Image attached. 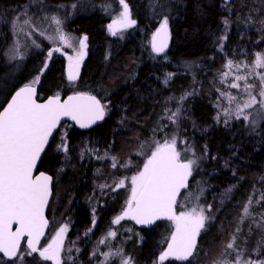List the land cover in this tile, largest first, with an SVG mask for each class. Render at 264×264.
Wrapping results in <instances>:
<instances>
[{"label": "trees", "instance_id": "16d2710c", "mask_svg": "<svg viewBox=\"0 0 264 264\" xmlns=\"http://www.w3.org/2000/svg\"><path fill=\"white\" fill-rule=\"evenodd\" d=\"M31 2H38L39 6L41 2L49 14L60 6L65 9L74 5L68 28L82 37L87 36L86 62L73 81L66 74L65 55L54 50L51 57L42 50L31 53L21 62L26 79L39 77L38 97L85 91L97 95L106 109L104 121L89 130L65 121L54 139L68 136L67 151L62 150L55 157L52 141L38 168L52 174L55 161L63 164L55 171L54 201L47 212L51 225L45 241L55 228L52 209L56 213L60 207L58 213L64 221L71 205L76 212V225L63 248L62 264H68L69 257L76 259L75 264H121L122 258H131L132 264H161L158 257L167 248L175 230L174 221L160 220L149 228L139 226L132 219L114 224L113 218L122 210L130 191L129 185L121 188L115 185L121 177L127 178L141 169L156 141L173 136L183 146H191L200 165L188 188L182 191L177 211L184 196L201 192L205 215L209 217L200 231L197 255L190 258L191 264H213L233 235L237 237L235 247L243 249V253L256 259L264 257V246L259 252L251 250L264 240V227H256V224L264 225L261 220L264 215V118L256 129L244 124L242 118H229L219 110L224 99L217 91L218 85L226 87L220 76L228 58L243 62L256 50L264 51V0L229 3L224 0H126L136 24L116 36L109 33L107 25L121 8L118 0H0V108L14 89L29 81H20L4 93L6 76L15 65L9 62L6 53L11 39L8 26L11 14ZM164 16L171 29V45L166 52L157 54L152 50L150 37ZM237 18L244 25L254 23L258 29L249 40L240 38L241 29L236 25L225 24V20L235 22ZM238 32L239 36L235 34ZM186 61L201 64L188 70L183 66ZM177 109L175 121H170L169 117ZM63 127L66 130L61 133ZM96 153L101 159L98 170L94 171L84 159L95 157ZM65 155L71 163L64 161ZM113 157L116 167H113ZM90 195L92 203L88 201ZM99 196L103 200L100 224L91 229L90 215L82 206L85 204L95 215ZM250 198L251 215L240 223ZM237 227L241 229L238 233ZM110 231L117 235L109 237ZM68 246L70 253H67ZM25 248L23 243L21 250ZM117 250L121 255L110 256L105 261L102 253ZM229 256L234 257L235 253ZM0 264H10L3 254H0ZM23 264L51 262L34 253L25 255ZM162 264L188 262L169 258Z\"/></svg>", "mask_w": 264, "mask_h": 264}, {"label": "snow or ice", "instance_id": "6c2138e0", "mask_svg": "<svg viewBox=\"0 0 264 264\" xmlns=\"http://www.w3.org/2000/svg\"><path fill=\"white\" fill-rule=\"evenodd\" d=\"M118 3L122 6V11L113 19L112 23L107 25L109 33L113 36L122 34L124 30L132 28L136 24L126 0H118ZM21 17H23L22 24H19ZM44 19H49V17L45 16ZM15 20L17 23H14L13 27L18 28L19 31L24 30L23 26L39 31L27 11L15 17ZM51 20L57 25L56 31L59 35L55 38L49 36L48 39H58L72 47L68 37L59 27L60 19L53 16ZM227 23L228 21L225 20L226 25ZM39 34L43 36L44 32L40 31ZM27 35L30 36L31 32H28ZM168 36V19L165 17L153 34L151 41L153 52L157 54L165 52ZM85 41H87V36L77 40L80 51L74 62L73 57H68V79L70 81L75 80L79 75V64L85 54L83 52V49L86 48ZM59 50V48L54 49V51ZM20 55L17 46L11 50L10 58L15 59ZM49 57H51V52H49ZM225 67L229 70L233 68L238 70L240 67L247 70L246 75L235 76L237 82L229 85L231 88L240 89L241 85L238 81H244L242 92L247 95V99L243 101L242 106L237 105V118L243 116L247 120L248 116L245 115L244 110L251 109L255 105H259L260 112L264 114V71H257V69H264V54H255L252 65L234 64L233 61L228 60ZM228 75L229 72L222 73V78H226ZM250 75L256 76L259 80V91L257 92L261 98L259 100H257V95L252 94L254 85L248 83ZM38 81L39 77H36L32 84L38 83ZM32 84H26L20 88L12 97L11 103H8L7 107L0 111V253L3 254V257L8 258L10 264H23L24 256H31L33 253H38L45 261L62 264L61 251L67 225L60 227L46 247L42 249L38 247L40 239L44 235V229L48 225L44 210L51 194L52 177L44 173L34 177L33 170L44 146L62 117L70 116L81 127H88L104 118L105 105L101 104L95 96L84 93L69 96L63 103L57 95L46 103L40 104L36 102L35 88ZM221 95L227 98L229 104L237 99L230 93H221ZM224 111L228 115V110ZM178 114L179 109L169 117V120L174 122ZM64 150L67 151L66 146ZM187 151L188 149H185V152ZM112 159L113 167H116V158ZM195 164V159L181 160V152L177 150L175 136L171 140L165 139L163 143L156 141L155 148L147 157L142 169L131 177L130 198L126 201L127 207L121 215L113 220L114 224H119L125 217H130L139 224H150L161 218L174 221L175 231L171 235L167 248L158 257L161 264L169 258L191 264L190 258L197 255L196 238L209 218L205 215V209L192 207L189 211L181 212L179 215L175 212L177 196L181 189L188 187L187 181L192 175ZM127 166L124 165V167ZM124 186L123 179L115 185L116 188ZM251 204L250 198L243 209L240 223H243L244 219L251 215L249 211ZM208 207L211 208L210 205ZM261 220L264 221V215L261 216ZM13 224L18 225L15 231L12 230ZM258 227H264V225L258 224ZM240 231L241 229L237 227L236 232ZM116 235L115 231L108 233L109 237ZM25 237H27V246L21 250V241ZM236 239L237 237L233 235L222 253V256L235 253L234 258L232 260H228L226 257L217 259L213 264H264V260L244 259L243 249L235 247ZM261 246H264V240L258 242L256 251H259ZM95 254L94 252L93 255ZM102 255L107 261L110 256L121 255V253L117 250L116 253L109 252L102 253ZM121 264H132L131 258H122Z\"/></svg>", "mask_w": 264, "mask_h": 264}, {"label": "rangeland", "instance_id": "374dc122", "mask_svg": "<svg viewBox=\"0 0 264 264\" xmlns=\"http://www.w3.org/2000/svg\"><path fill=\"white\" fill-rule=\"evenodd\" d=\"M33 7H37V8L34 9ZM73 7H74V5H71L68 8L64 9L63 6H60V8L56 12L53 11L49 14L47 11L43 10L41 2H40V6H39L38 2H31L30 4L28 3L21 10H18L17 12H13L11 14V18H10L9 25H8L9 29L11 31L10 32V34H11L10 38L11 39L9 42V46L6 49V53L9 56V62H12L15 65L10 70V73L6 76L7 82L4 83V86H3L4 93H7L8 91H10L15 84H18V82L23 81V80H29V81H26V83L32 84V81L37 77V75H34L35 76L34 78L26 79L27 78L25 75L26 71L23 69V67H22L23 65L21 64V62L33 52H40V51L44 50L47 53H49V52H52V50L59 48L60 50L56 51L57 53L63 55V53L65 52V53L69 54L71 57H73V59L76 58L77 53L80 51L77 40L79 38H81L82 36H80L79 34L75 33L71 29H69L68 25H67L69 17L72 16V14H73ZM24 11H27L28 16L31 17L32 22L35 24V27L37 29H39V31H36L33 28H30L28 26H23L24 27L23 31H19L18 28L13 27V24L17 23V21L15 20V17L19 16ZM121 11H122V6H121L120 10L112 16L111 20L109 21V24L112 23L113 19H115ZM45 16L49 17V19H44ZM53 16L60 19L61 24L59 25V27L63 31V33L68 37L69 42L72 44V47H69L68 44H66L63 41H60L58 39H54V40L48 39L49 36L55 38V37H58V35H59V33L56 31L57 25L51 20V17H53ZM165 17L166 16L161 17L159 25L163 22ZM22 19H23V17H21V21L19 22V24H22ZM227 24H229L231 26L236 25L238 30L241 29L240 30L241 31L240 36H242L241 38L247 37L248 40H249V38H252L254 36V32L256 30H258L253 25L254 23H251V24L249 23V25H244V24H242V21L240 22L239 18H237L235 22L228 21ZM242 25H244L243 28H242ZM40 31L44 32L43 36H41L39 34ZM28 32H31L30 36L27 35ZM235 34L238 35L239 32L235 33ZM120 35H122V34H120ZM152 35L153 34H151V37H150V44H151ZM252 45H253V42L251 43V46ZM17 46L19 48V52L21 53V55L17 56L15 59H11L10 58L11 50ZM83 52H84V49H83ZM257 53L264 54V51L256 50L250 59L245 58L242 60L243 62L234 61V60L229 59V58L227 59V61L231 60V61H233L234 64L252 65L254 60H255V54H257ZM227 61H226V63H227ZM198 63L201 64L200 61H198V62L186 61V62H183V66L187 67L188 70H194V68H196L198 66ZM226 63H225V65H226ZM225 65H224V70L222 71V73L229 72V75L226 78H222L223 83L225 84L226 87L221 88L218 85L217 91L220 93V95H221V93H230L232 96H235L237 99L235 101H233L231 104H229L227 98L225 96L221 95V97H223L222 99H224V103L220 104L219 110H220V112H225L224 110L227 109L228 110L227 116H229V118H232V119L233 118L237 119V115H236L237 105L240 104L242 106L243 101L247 99V95L242 92L244 81H238V83H240V85H241L240 89L231 88V87H229V85L237 82L235 80V76L246 75L247 70L243 67H240L238 70L236 68L229 70L228 68L225 67ZM65 70H66V74H67V64L65 66ZM257 71H264V69H257ZM67 76H68V74H67ZM221 77H222V74H221L220 78ZM248 83L254 85V87L252 89V94L257 95V92L259 91V80H258V78L254 75H250V76H248ZM259 99H261V98L257 95V100H259ZM259 108H260L259 105H255L251 109H245L244 113H245V115L248 116L247 120H245L243 116L239 117V118H242L244 121V124L249 125L251 127V129H256L260 125L261 120L264 118V114H262L260 112ZM253 121H255V123H253ZM62 129L63 130L61 133H64L66 130L65 127H63ZM63 137H64V135L60 136V138H57V140H56V144L60 145L61 150H64L65 146L67 148V143L64 140L66 135L64 138ZM171 138H165V139L171 140ZM176 139H177V150L181 152V160L195 159L196 164L193 165L192 173L194 174L195 171L198 172L200 165H199V161H198L196 155L193 152V149H191L190 145L183 146V144H182L183 142H181L177 137H176ZM164 140L160 143H163ZM185 149H188V151L185 152ZM106 158L107 157H103V159H106ZM99 159H101V158H99ZM67 160H69V163L72 162L70 157L65 155L64 161L67 162ZM142 167H143V165H142ZM142 167H141V169H142ZM136 174H137V172L132 174L131 176H129L128 180H125V176L121 177L120 180L123 179L125 181V186L129 185V187L131 189V177L136 175ZM200 193L201 192L194 194V193L190 192L186 196H184L182 199V203H181L182 204L181 209L177 211V215H179V213H181V212L189 211L192 207H197L198 209L200 207H203L205 209V206H204L203 202L201 201V194ZM129 198H130V191H129L128 196L124 200L122 210L113 218V220L117 216H119L123 213V211L127 207L126 201L129 200ZM58 211L60 212V208H58ZM58 211H56V215H55V225H54L55 228H53V230H52L53 232L51 234H49V236L47 237V240L45 242H49V240L53 236L54 232L58 231L60 229V227L64 225L63 221L60 219ZM205 214H206V212H205ZM128 219H131V218L125 217V219L121 220L120 222L128 220ZM256 227H258V224H256ZM174 228H175V223H174ZM197 239H199V236L197 237ZM257 244H255V246L252 247V249H251L252 252H259L260 251L261 247L259 248V251H256V249L258 248ZM69 250H70V247L68 246L67 253L71 252V250H70V252H69ZM225 257L228 260H232L234 258V257H231L227 254H225V256H222V254H221L219 259L225 258ZM243 258L246 260L250 259L252 261L264 260V257L256 259V258L251 257L250 254H246V253H243ZM68 260L70 261V262L69 261L68 262L72 263V264H75L74 261L76 262V259H71L74 261H71L70 259H68Z\"/></svg>", "mask_w": 264, "mask_h": 264}, {"label": "water", "instance_id": "95a60500", "mask_svg": "<svg viewBox=\"0 0 264 264\" xmlns=\"http://www.w3.org/2000/svg\"><path fill=\"white\" fill-rule=\"evenodd\" d=\"M224 1H225L226 3H229V2H231L232 0H224ZM159 27H160V26H159ZM159 27H158V28H159ZM158 28H157V29H158ZM157 29L154 31V33L157 31ZM154 33H153V34H154ZM168 33H169V36H168V41H167V48L165 49V51H167L168 48H169L170 45H171V29H170V26H169V25H168ZM152 37H153V35H152ZM151 41H152V39H151ZM160 54H161V53H160ZM73 62H74V61H73ZM67 64H68V66H67V73H68V71H69V59H68V56H67ZM78 76H79V75H78ZM25 85H26V84L21 85V86L17 87L16 89H14V91L11 93L10 97L8 98V100H7V101L5 102V104L0 108V111H3V109L7 107L8 103H11L12 97L15 96V93H16L17 91H19V89L22 88V87H24ZM32 86L35 88V99H36V102H37V103L44 104V103H46L50 98H52V97H54V96H57V95H49V96H47L46 98L39 99V98H38L39 84H38V83H37V84H32ZM80 93H84V94H87V95H90V96H95L98 100H100L101 104H103L102 101H101V99H100L98 96H96V95H94V94H91V93H87V92H74V93L67 94L66 96H61V95H58V96H59V98H60L61 103H63L64 101L67 100V98H68L69 96H74V95H77V94H80ZM105 115H106V110H105ZM105 115H104V117H105ZM103 120H104V118H103L102 120H98V121H96L95 123L91 124V125L88 126V127H81L80 124H79L76 120H73L70 116H64V117L61 118L59 125H58L57 128L53 131L52 135H51V136L49 137V139H48L47 144L44 146V150L41 152V154H40V158L37 160V162H36V167H35V169L33 170V176H34V177H35V176H38L40 173H44L45 175L52 177V180H51V183H50L51 194H50V196H49V198H48V203H47V205H46V207H45V210H44V215H45V218L48 220V225H47V227L44 229V235H43V236L41 237V239H40V244H41V241H42L43 237L45 236V234H46V232H47V229H48V226H49V218H48V215H47V210H48V207H49L50 201H51L52 196H53V176H52L49 172H47V171H45V170H39V169H38V168H39V165H40V162H41V159H42L44 153L46 152L48 146L50 145V143H51L52 140L54 139V137H55V135H56V133H57V130L59 129L60 125H61L62 123H64L65 121H70V122H72L73 124H75V125H76L78 128H80L81 130H88V129H90V128H92V127H94V126H96V125L102 123ZM190 179H191V176L188 178V181H187V184H188V185H189ZM182 190H183V189L180 190V193H179L178 196H177V200H176V204H175V212H176V214H177V201H178V198H179V196H180ZM160 220H169V219H166V218L156 219V220H154L153 223H150V224H139V223L136 222V220H134V221H135L139 226H141V227H143V228H149V227H152L157 221H160ZM17 227H18L17 224H13V225H12V230L15 231ZM26 241H27V237H25V238L21 241V246H22L23 243H25V245H26ZM40 244L38 245V247H40ZM26 246H27V245H26ZM41 249H42V248H41ZM5 258H6V257H5ZM7 259H8V258H7ZM174 259H175V258H174ZM50 262H52V264H54L53 261H50Z\"/></svg>", "mask_w": 264, "mask_h": 264}, {"label": "flooded vegetation", "instance_id": "af4514ba", "mask_svg": "<svg viewBox=\"0 0 264 264\" xmlns=\"http://www.w3.org/2000/svg\"><path fill=\"white\" fill-rule=\"evenodd\" d=\"M64 54H65V52H64ZM70 56V55H69ZM86 58H87V56L84 54L83 55V59H82V61L80 62V64H79V71L81 70V68H82V66H83V63H85L86 61ZM73 61H75V59H73ZM65 137V136H64ZM63 137V138H64ZM57 138H58V136H57ZM67 139H69V137L68 136H66L65 138H64V140H67ZM55 140H57L56 138L54 139V140H52L53 142H52V153H53V155H55V157H56V155L58 154V153H61V148H60V145L59 144H56V141ZM67 146H68V144H67ZM97 154V153H96ZM99 157H100V155H96L95 157H93V156H90V157H88V159H84V160H86L90 165H91V167H92V169L95 171H97L98 170V164H100V160H99ZM53 158H54V156H53ZM56 160V159H55ZM62 165L63 164H57L56 163V161L54 162V166H53V168H54V173L52 172V176H53V191H55V183H54V181H55V171H57L59 168H61L62 167ZM129 179V177H127V179H125V180H128ZM129 189H130V187H129ZM97 194H98V191L96 192ZM53 197H54V193H53ZM91 197H93L92 195H90L89 197H88V199H91ZM90 203H92L91 201H92V199L91 200H88ZM76 202H77V199L75 198L74 200H73V203H74V205L76 204ZM81 202V204H82V201H80ZM72 203V204H73ZM96 204H97V207H98V209H97V211H96V213H95V215L93 214V213H91V210H88V209H86V206H82V207H84L86 210H87V212H89L88 214L90 215V213H91V217H90V219L92 220H90V222L91 223H89L91 226H89L91 229L93 228V227H95V226H97V222H99V217H100V213H99V211L102 209V206H103V200H102V196H99V197H97V199H96V202H95ZM90 205V204H89ZM72 207H73V205H71V207H70V209H69V213H68V219H67V221H63V223H64V225H67V230H66V232L64 233V236H63V248L65 247V245H66V240L70 237V235H73L72 234V228H73V226L74 225H76L75 223H76V212H75V210L74 209H72ZM60 208V207H59ZM56 210L58 211V208H56ZM60 212H61V208H60ZM52 213H53V216H55L56 215V213H55V210L53 211V209H52ZM74 214V215H73ZM74 216V217H73ZM71 218V219H70ZM73 218V219H72ZM95 218V219H94ZM75 219V220H74ZM94 219V220H93ZM72 220V221H71ZM50 225H51V220H50V223H49V227H50ZM89 229V228H88ZM47 231H49V230H47ZM56 233H57V231H55ZM54 232V234H53V236L50 238V240H49V242H45L43 245L41 244V248H43V247H46L50 242H51V240H52V238L56 235V233Z\"/></svg>", "mask_w": 264, "mask_h": 264}, {"label": "bare ground", "instance_id": "6f19581e", "mask_svg": "<svg viewBox=\"0 0 264 264\" xmlns=\"http://www.w3.org/2000/svg\"><path fill=\"white\" fill-rule=\"evenodd\" d=\"M231 2H232V1H231ZM80 4H81V3H80ZM225 4H226V3H225ZM77 5H79V4H77ZM80 6H81V5H80ZM80 6H79V7H80ZM82 7H83V5H82ZM221 22H222V21H221ZM221 22H220V26H221V24H223V23H221ZM219 29H220V28H219ZM240 32H241V31H240ZM73 33H74V32H73ZM242 33H243V32H242ZM77 34H78V33H77ZM77 34H76V35H77ZM80 36H81V35H80ZM238 36H239V35H238ZM241 37H242V36H241ZM241 37H240V38H241ZM213 38H214V37H213ZM213 38H212V40H213ZM214 39H215V38H214ZM214 44H215V43H214ZM225 58H226V57H225ZM166 65H167V64H166ZM171 65H173V64H171ZM169 66H170V65H169ZM167 68H169V67H167ZM176 72H177V71H176ZM177 75H178V74H177ZM53 192H54V191H53ZM55 200H56V199H55ZM52 201H54L53 198H52L51 202H52ZM54 203H55V202H54ZM52 204H53V202H52ZM55 204H56V203H55ZM50 205H51V203H50ZM50 205H49V206H50ZM92 206H93V205H92ZM50 208H51V207H49L48 209H50ZM91 208H92V207H91ZM86 209H88V207H86ZM54 210H55V208H54ZM88 210H91V209L89 208ZM47 212H48V211H47ZM88 213H89V212H88ZM99 213H100V211H99ZM90 215H91V214H90ZM101 216H102V215H101ZM73 217H74V216H73ZM90 217H91V216H90ZM99 218H100V217H99ZM67 219H68V218L66 217V220H67ZM70 219H71V218H70ZM72 219H73V218H72ZM94 219H95V218H94ZM94 219H93V220H94ZM111 219H112V218H111ZM74 220H75V219H74ZM90 220H91V219H90ZM62 221H64V220H62ZM71 221H72V220H71ZM91 221H92V220H91ZM99 222H100V221H99ZM99 222H97V223L100 224ZM90 223H91V222H90ZM109 223H110V222H109ZM88 226H91V225L89 224ZM97 226H98V225H97ZM109 227H110V226H109ZM96 228H97V227H96ZM89 229H90V228H89ZM92 229H93V228H92ZM99 229H100V228H99ZM101 230H102V229H101ZM88 231H89V230H88ZM90 231H92V230L90 229ZM107 231H108V230H107ZM120 232H121V231H120ZM89 233H90V232H89ZM101 233H102V232H101ZM99 235H100V233H99ZM120 235H121V234H120ZM120 235H119V236H120ZM117 237H118V236H117ZM127 239H128V238H127ZM127 239H126V240H127ZM43 240H44V241H42V243L45 242V239H44V238H43ZM123 241H124V240H123ZM123 241H122V242H123ZM114 242H115V241H114ZM119 242H120V241H119ZM122 242H121V243H122ZM125 242H126V241H124V243H125ZM128 242H130V241L128 240ZM133 243H134V242H133ZM133 243H132V244H133ZM24 245H25V244H24ZM42 245H43V244H42ZM122 245H123V243H122ZM122 245H119V246H122ZM124 245H125V244H124ZM126 245H127V244H126ZM130 245H131V244H130ZM125 248H128V247H125ZM130 248H131V247H130ZM128 249H129V248H128ZM69 252H70V251H69ZM0 254H2V253H0ZM33 254H34V253H33ZM67 260H68V259H67ZM62 261H63V260H62ZM68 261H69V260H68ZM71 261H74V260H71ZM48 262H49V261H48ZM69 262H70V261H69ZM67 263H68V262H67ZM74 263H76V262L74 261ZM68 264H72V263H68Z\"/></svg>", "mask_w": 264, "mask_h": 264}]
</instances>
